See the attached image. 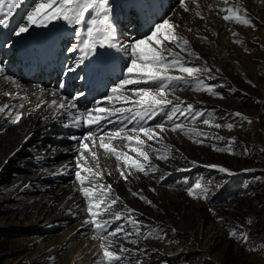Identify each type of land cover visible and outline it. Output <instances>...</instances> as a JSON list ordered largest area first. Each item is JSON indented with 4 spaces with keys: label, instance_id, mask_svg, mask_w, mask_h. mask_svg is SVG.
I'll return each instance as SVG.
<instances>
[{
    "label": "rangeland",
    "instance_id": "obj_1",
    "mask_svg": "<svg viewBox=\"0 0 264 264\" xmlns=\"http://www.w3.org/2000/svg\"><path fill=\"white\" fill-rule=\"evenodd\" d=\"M124 1L127 4L129 2L132 4L131 0ZM230 1L235 2V0ZM239 1L241 4L243 3L241 0ZM254 1L257 3L255 4ZM197 2L200 5L198 10H201L200 12L203 13L202 15L206 17V20L210 19L211 21L212 19L216 23L218 22V26H204L205 21L195 17L194 11L197 9L191 3H189V8L192 11L185 13L182 9L176 10L179 15L175 18L185 22L189 20L190 27L195 25V23H200L199 28L204 30V33L202 31V34H205V36L203 35L204 37L211 38L214 34L219 37L218 40L220 42L226 44L224 54L221 55L225 57V60L220 63H217L214 55L206 51L201 44L200 46H192L202 58L199 61L193 60V63L201 65L206 62V67L212 69L211 79L207 78L208 73H201L204 84L213 86V90L222 94L224 98L220 99L218 96H213L204 91L197 92L192 90L179 91L177 95L193 104L195 108L205 111L207 114L202 118H209L210 116L214 122L221 124L233 123L234 127L229 131L226 127L216 129L199 123L193 125L188 120H184L187 127H196L212 135L224 137V140L209 139L204 144H198L194 143L193 140L201 139V137L193 136L190 139L188 136L169 131L170 135L167 136L168 133L162 135L166 136L165 143L173 146L171 157L168 160H162L151 156L152 162L159 169L154 173L155 178H153V174L146 177L139 173V180L132 179L130 183H126L120 177L119 171H117L118 166L123 167V162L117 161L114 156L110 155L111 157H108L111 159L106 160L104 163L103 160L99 162L98 170H103L106 180V182L101 180L100 183L104 185L110 184L115 194H118L121 198L123 197V200L126 198L127 205L136 209V212L132 214V219L143 223L141 231L144 235H148L150 232L166 234L161 239L149 238L145 240L141 237L138 245L125 244V247L128 248L136 249L138 247L141 249V254L138 258L142 264H197L195 263L197 254L194 257V252L191 250L198 249V246L204 244L210 235L215 236L214 246L208 256L210 260L203 264H264V107L261 108L257 101V98L264 91V73L257 67L261 65L260 61L262 60V57L260 58L259 56H262L260 37L262 33L261 26L264 24V0H253V6L247 9L253 21H256L255 28L235 23L228 24V26L222 19V14L219 16L216 12L214 14L213 11L215 10L211 12L208 10L209 4H216L217 6L221 4L220 6L223 7L222 0H197ZM135 12L137 11L135 10ZM172 12L170 11L169 15ZM259 12L261 13L259 14ZM16 14L15 12L14 15ZM257 17L260 18L257 19ZM119 19L114 18L113 23H115V20L119 21ZM148 22L149 19L145 16L139 19L137 25L147 27ZM156 23L159 22L155 21L153 25ZM212 24L214 23L212 22ZM219 24H221L220 27ZM224 24L225 26H223ZM182 27L185 28V25ZM149 28L150 25L145 28L147 34ZM229 28L238 33V35L233 36L231 31L228 30ZM236 40H239L240 43H235L234 41ZM120 54L122 52L116 56L119 63L121 64L122 57L127 63L126 57ZM88 59L98 63L101 58L97 54L89 56ZM0 62L5 66L7 76L10 77L8 74V63L5 60ZM103 62V67H106L108 62ZM99 64L101 65V62ZM108 69L112 71L111 67ZM216 69L220 71L217 72ZM119 74L121 75L122 73ZM3 76L4 74H0V82L4 81L5 86L15 87L13 79L7 80ZM121 79H123V76H121ZM86 83L85 87L93 88L91 85L88 87L89 83L87 81ZM193 87H196V85H193ZM106 88L101 91H108L110 86ZM98 90H91V97L88 98L84 95L76 101L79 112L82 113L86 109L92 108L94 101L105 97H98L100 93H93L98 92ZM125 95H131V93H125ZM104 102L102 106H106L107 101ZM122 103V101L118 102L117 106H121ZM74 111L76 112V110ZM235 113H241L242 116H236L234 115ZM68 118L70 119L69 115L65 116L66 124ZM163 119L164 113H160L155 120L148 122V124L153 125ZM65 123L62 122L61 124L65 125V128L70 132L71 127L66 126ZM106 129H108V126ZM156 131H159V129ZM63 132L65 131H62L61 135L65 136ZM72 132L77 133L76 129H73ZM171 134H173V137H171ZM232 137L235 138V141L231 145V153L213 150L211 145L214 144L220 148L226 147L229 138ZM142 138L144 137L142 136ZM71 141L74 142L76 140ZM26 142H22L21 145ZM155 147L160 148L163 154L162 145H156ZM245 149H247V154H244ZM2 154L3 152L0 151V158ZM129 155L140 159L136 153L130 152ZM140 160L142 163H147L143 161L142 157ZM191 161H196V164L193 165ZM8 162L7 160L2 162L3 165L1 167L3 168L0 170L1 180L5 179L11 170L5 167ZM208 165L222 166L233 174L220 172L218 168H210ZM178 169L187 170L178 171ZM108 173H111V175H108ZM196 183H200L208 189L207 199L193 198L187 195L186 189ZM129 187L133 191L142 189L143 191L140 194L151 200L152 205L146 204L139 198L132 197L128 192ZM150 189H155V191ZM75 193L78 192L76 191ZM196 194L199 197L198 190ZM7 195L5 193L6 197ZM81 197L84 204L86 200L83 195ZM62 202L56 201L52 209L54 212L58 210L60 212L65 211L68 214L69 209H73L72 207L75 204L73 205L72 200L69 201L68 199L64 201L65 203ZM2 203L3 198H0V227L5 224L18 223L21 225L22 223H27L30 221L29 215L35 211L33 205L19 213H12V209ZM85 205H87V202ZM119 208H121L120 205H118L117 209ZM210 209L211 211H209ZM10 211L11 214L9 213ZM98 211H102V209ZM85 215L89 216L87 212H85ZM122 222L125 223L126 227H129L127 222ZM233 229L237 230L236 236L230 235V231ZM85 230L84 234L86 235L84 237H78L71 241H67L68 236L64 238L63 232H57L54 239L56 243L62 244L61 250L63 252L60 255L61 257L59 256L60 260L50 264L68 263L67 260L70 258L71 249H74L80 243L87 244L89 248L87 254L90 258L94 257L92 252L89 251L91 247L92 249L96 247L95 254L98 259L102 258L100 240L95 238L94 232L88 231L87 226H85ZM240 231L248 234L246 243L241 242ZM34 236L25 230L17 228L5 227V229H0V264H46L49 252H46L47 249L42 251L43 248H40L37 244L38 240ZM144 251H146V255L143 254ZM133 264H135V259H133Z\"/></svg>",
    "mask_w": 264,
    "mask_h": 264
},
{
    "label": "snow or ice",
    "instance_id": "obj_2",
    "mask_svg": "<svg viewBox=\"0 0 264 264\" xmlns=\"http://www.w3.org/2000/svg\"><path fill=\"white\" fill-rule=\"evenodd\" d=\"M23 2L24 0H0V26L9 27L10 18ZM189 3L195 5L197 9L194 11L195 16L202 20L206 19L198 10L200 5L197 0H188V2L177 0L179 9L185 13L192 11ZM222 4L223 7L209 4L208 10L210 12L215 10L217 15L222 14L226 25L235 23L256 27L247 9L239 6V0H236L235 4L230 3V0H222ZM147 6L149 5L141 4V7ZM112 13L110 0H33L32 6L24 17L26 23H20L12 30V34L21 36L29 33L32 27L47 28L50 23L58 20L78 26L75 35L80 38L79 43L76 47L69 48L68 51H79L82 56L75 65L65 69V74L75 72L84 63L86 57L97 55L98 49L116 47L126 57L127 63L122 72L123 79H120L110 89L106 97L96 100L92 108L82 113L79 112L76 101L85 95L82 92L71 99L61 97L59 103L57 100H52L51 104L65 110L70 116L66 126L89 129L81 137H71L78 142L77 155L74 157L75 164L71 167L63 166V171L74 175L75 180L80 184L78 190L87 202V207L81 211H86L89 218L85 219L81 226H87L96 234L95 238L101 241L102 258L97 259L95 264H133V259H135V264H142L138 258L141 249L128 248L125 244L138 245L141 237L145 240L161 239L166 234L150 232L144 235L141 231L143 223L132 219V214L136 212V209L129 207L118 194H115L110 184L100 183L103 174L94 171V168L89 166L90 162L95 169L100 166V157L96 149H103L106 155L114 156L117 161H122L123 167L118 166L117 171L126 183H130L132 179H140L139 173L146 177L153 174L155 178L154 173L159 169L152 162L151 156L162 160H168L171 157L173 146L165 143L166 136L162 134L171 131L188 136L190 139L193 136L201 137V139L193 140L198 144H204L209 139L224 140V137L212 135L196 127L189 128L184 120H188L193 125L199 123L216 129L226 127L229 131L234 124L214 122L210 116L202 118L207 114L205 111L195 108L193 104L177 95L179 91L192 90L204 91L220 99L224 98L222 94L213 90V86L204 84L201 73H208L207 78L211 79L212 69L206 67V62L201 65L193 63V60L199 61L202 58L192 48L190 39L179 31L180 23L172 21L173 15H179L175 9L161 22L152 25L148 34L139 38H129L126 44L118 40L117 27L113 23ZM228 30L233 36L238 35L230 28ZM187 31L192 32L193 30L187 28ZM200 39L206 41L207 37H200ZM234 42L240 43L239 40ZM216 71L220 70L216 69ZM0 74H4V79L12 80L7 76L2 62H0ZM17 87H19L18 84ZM126 92L131 95H125ZM3 94L10 99L13 96L19 98V93L4 92ZM104 101H107L106 106H101ZM121 101L123 103L118 107L117 103ZM45 103L47 102L40 101L36 103L35 108H41ZM24 107V103L4 104L0 106V114H6V122L16 124L25 114H32L19 110ZM69 110H76V114ZM160 113H164V119L159 123L149 125L148 122L155 120ZM234 115L242 116L241 113ZM105 124H111L113 127L105 130ZM157 129L159 131H156ZM2 131L3 128L0 126V132ZM234 141V137L229 138L228 145L223 148L216 147L214 144L211 146L214 151L231 153V145ZM156 145L163 146V154L160 148L155 147ZM130 152L136 153L137 157H142L147 163H142L139 158H133L129 155ZM244 154H247V149L244 150ZM191 163L195 165L196 161H191ZM208 167L233 174L222 166L208 165ZM185 170L187 169H178V171ZM82 171H87L91 176H82ZM150 190L155 191V189ZM197 190L199 197L196 194ZM142 191V189L133 191L132 188H128L132 197L152 205L151 200L140 194ZM186 192L189 197L207 199L208 189L196 183L188 187ZM117 205L121 206L119 211L115 210ZM76 207L79 209L80 205L77 204ZM101 209L102 211H98ZM69 211L71 212L72 209ZM122 221L127 222L129 227H126ZM230 235L236 236L237 230L230 231ZM239 235L241 242L246 243L248 234L240 231ZM143 254L146 255V251Z\"/></svg>",
    "mask_w": 264,
    "mask_h": 264
},
{
    "label": "bare ground",
    "instance_id": "obj_3",
    "mask_svg": "<svg viewBox=\"0 0 264 264\" xmlns=\"http://www.w3.org/2000/svg\"><path fill=\"white\" fill-rule=\"evenodd\" d=\"M131 1L132 4L130 2L127 4L124 0H110L113 9V19L120 18L119 21L115 20L114 23L117 27L118 40L120 43L124 44L129 42V38L146 35L147 32H145V28H148L149 25L151 27L155 21L161 22L163 18L169 15L170 11L174 9L180 10L177 0ZM252 1L253 0H241L244 6H242L240 1L239 6L243 9H248L253 6ZM186 2H188V0H186ZM231 2L232 1H230V3ZM32 3L33 0H24L20 8L16 10L17 14L10 18L9 27L4 28L0 26V39L2 42L0 46V61L5 60V62L8 63V74L14 80L15 85V87L5 86L4 81L0 82V106L4 104L17 105L19 103H24L25 107L19 110L25 113H32L31 115L25 114L20 122L16 124L6 122V114H0V126L3 128V131L0 132V151L3 152L0 158V164L6 158L9 162L6 164L4 163L5 167L11 169L9 175L5 179H0V182H2L0 187V198H3L2 204L12 209V213H19L22 210L29 209V207L33 205L35 211L29 215V222L22 223L21 225L18 223L5 224L0 227V229L12 227L25 230L29 232V234L35 235L34 237L38 240L37 244L40 248H43L42 251L47 249L46 252H49L46 264H50L60 260L59 256L63 252V250H61L62 244L56 243L54 239L55 234L60 231L63 232L64 238L67 236L69 237L67 241L77 239L78 237H84V235H86L84 234L86 230L85 227L81 225L85 219L89 218V216L85 215L86 211H81V209L86 208L87 205H85L86 202L83 204L81 200L82 194L78 190L80 187L79 182L75 180L74 175H70L63 171V166L69 165L71 167L75 164L74 157L77 155L76 148L78 142L71 141L73 140L71 136L81 137L89 129L87 127H81L78 128L79 132L73 133L72 130L77 127L69 126L71 127V131L69 132L65 126L61 124L62 122H66L65 116L68 114H66L65 110H61L57 106L52 105L51 101L57 100V103H59L61 97L71 99L81 92H85V96H89L88 90H98L99 88L100 90H98V92L93 93H100L98 97H106L111 87L121 79L122 74L120 75L119 73L123 72L126 61L124 57H122L121 66L117 68L118 60L116 56L119 55L120 51H118L116 47L98 49L97 54H99L102 61L106 58L105 52L109 54L111 68L114 67L111 72H105L109 69L105 68L104 70L103 66L100 67L99 63L101 59H97L99 61L97 63L94 60L88 59L89 57H86L84 63L78 67L75 72L65 74V69L75 65L82 56V53L79 51H68L69 48H74L79 43L80 38L75 35L78 26L69 25L63 20H58L50 23L47 28L34 27L30 29L29 33L22 34L21 36L13 35L12 30L20 23H25V14L30 9V6H32ZM232 3L235 4L236 0ZM141 4H147L149 6L141 7ZM135 10L137 12H135ZM213 12L215 14L216 11ZM260 13L261 12H259V14ZM145 16L149 19L147 27L137 25L139 19ZM176 16L177 15L172 16V21L179 22L182 26L185 25V28L181 26L179 31L190 39L191 46H200L201 44L206 51L214 55L217 63L225 60V57L221 55L224 54L226 44L220 42L217 35L213 34L215 37L212 36L213 38L209 37L206 41H203L200 37H204L205 34H202L204 30L199 28L200 23H195V25L190 27L189 20L185 22L184 20L175 18ZM219 16L217 17L220 18ZM259 18L260 17H257V19ZM203 21H205L204 26H218V22L216 23V21L212 19L211 21L214 24H212L210 19H204ZM220 26L221 24H219V27ZM223 26H225V24ZM187 28H191L193 31L188 32ZM261 29L260 47L262 48V56L259 57H262V60L260 61L261 65L257 67L264 73V24L261 26ZM116 72L117 75L115 74ZM108 73H110V75H108ZM86 81L89 83L88 87L91 85L93 87L92 89L85 87V84L87 85ZM17 84L19 87H17ZM96 86H98L97 89ZM108 86H110L108 91H101L105 90ZM4 92L19 93V98L13 96L10 99L3 94ZM126 94L128 93L126 92ZM257 99L259 106L261 108L264 107V91ZM40 101H46L47 103L41 108H35L36 103ZM92 105H94V103ZM69 111L72 113L75 112L74 110ZM74 114H76V112ZM107 126L108 129L113 127L111 124H105V130H108L106 129ZM62 131H65L63 132L65 136L61 135ZM97 131H99V129H97ZM167 133V136L170 135L169 132ZM172 135L173 134H171V137H173ZM24 141L27 142L21 145ZM96 151L100 157L99 162L103 160L104 163L106 160L111 159L108 157L110 155H106L103 149H96ZM2 165L3 163L0 165V170L3 168L1 167ZM89 166L93 167L94 171L102 173L103 178L101 180H105V175L102 172L103 170L95 169L91 162ZM159 172L161 173V171ZM81 175L85 177L91 176L87 171H82ZM25 185H28V187H25ZM76 191L78 193H75ZM5 193L8 194L7 197ZM67 199L69 201L72 200L73 205L75 204L74 207H72L73 212L67 211L68 214L65 211L60 212L57 210V212H54L52 209L54 203L56 201H63L62 203H65L64 201ZM123 201L127 204L126 198H124ZM77 204L80 205L79 209L76 207ZM117 208L118 205L115 206V210L119 211V209H121ZM9 213L11 214V211ZM70 236L73 237L70 238ZM214 238V235H210L207 237V241L204 244L198 246V249L191 250L194 252V257L197 254L195 263L203 264L210 260L208 256L210 250L214 246ZM100 243L101 241L99 245ZM88 249L87 244H77L74 249H71L70 258L67 260L68 263L66 264H95V261L98 259V256L95 254L96 249L94 250L91 247L89 250L92 252L93 258L88 256Z\"/></svg>",
    "mask_w": 264,
    "mask_h": 264
}]
</instances>
